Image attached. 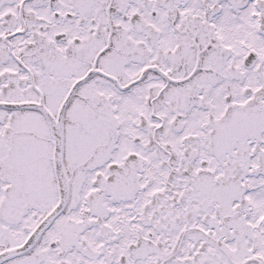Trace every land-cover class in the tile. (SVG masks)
Here are the masks:
<instances>
[{
  "label": "snow or ice",
  "instance_id": "snow-or-ice-1",
  "mask_svg": "<svg viewBox=\"0 0 264 264\" xmlns=\"http://www.w3.org/2000/svg\"><path fill=\"white\" fill-rule=\"evenodd\" d=\"M0 264H264V0H0Z\"/></svg>",
  "mask_w": 264,
  "mask_h": 264
}]
</instances>
